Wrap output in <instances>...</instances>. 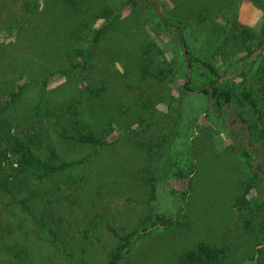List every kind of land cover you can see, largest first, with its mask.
Here are the masks:
<instances>
[{
  "label": "rangeland",
  "instance_id": "1",
  "mask_svg": "<svg viewBox=\"0 0 264 264\" xmlns=\"http://www.w3.org/2000/svg\"><path fill=\"white\" fill-rule=\"evenodd\" d=\"M104 1L120 9L122 17L92 45L87 31L90 25L100 27L102 18L88 27L78 20L82 31L77 32L60 0H0V105L16 86L31 81L6 117H0V140L5 127L77 162L42 180L18 174L9 191L0 186V264H107L121 235L145 223L151 226L158 215L174 218V225L151 227L138 236L121 264H182L180 256L199 242L226 244L233 259L255 257L256 264H264V245H254L235 207L243 195L249 209L264 218V176L254 170L262 150L243 143L244 126L227 123L228 113L230 121L241 116L248 127L246 141L252 131V139L264 146V61L255 58L260 66L250 69L254 56L245 51L229 55L230 48L217 56L227 71L223 82L234 88L237 101L211 113L214 106L199 89L204 83L199 68L191 70L192 90L184 88L190 71L184 46L162 20L181 25L193 55L207 58L214 39L205 32L214 24L236 19L264 40V3L158 0V11L157 4L137 0L146 7L142 11L131 0ZM76 34L83 38L77 40ZM149 43L160 50L150 52L156 61L174 69L175 82H161L159 87L171 88V97L155 98L144 109L139 100L158 87L156 80L142 83L137 73ZM76 47L91 48V57L71 80L60 71L67 69ZM258 57L263 59L264 51ZM102 86L107 88L102 98L92 99L88 91ZM71 96L81 102L85 124L101 129L113 121L107 145L77 146L62 137L68 124L59 106L67 108ZM191 151L196 170L189 189L188 179L176 173L189 162ZM9 157L15 162V156ZM258 164L264 173V153ZM15 251L21 258L14 257Z\"/></svg>",
  "mask_w": 264,
  "mask_h": 264
},
{
  "label": "trees",
  "instance_id": "2",
  "mask_svg": "<svg viewBox=\"0 0 264 264\" xmlns=\"http://www.w3.org/2000/svg\"><path fill=\"white\" fill-rule=\"evenodd\" d=\"M60 1L65 7L69 9L70 15H72L73 24L75 25L74 29L76 28L77 32L82 31L78 26V20H81L82 25L85 27H88V23H91L96 19L102 18L104 20L102 25L98 28H93L92 25L89 26V31H87V33L90 37V42L92 45L98 43L111 27H115L117 25L122 17L120 9H115L111 7L109 3H105V1L103 3L102 0L101 2L98 0L96 2L93 0ZM145 1H147L146 3H152L155 5L157 4V1L155 0ZM131 2L138 10L143 11L146 9V7L139 6V2L137 0H131ZM255 2L257 4L259 2L264 3V0H255ZM202 18L203 15L201 14V23L204 22ZM162 20L167 27L178 32L179 39L184 46V49L186 48V52L184 51V56L186 57L187 61L186 66H188V68L191 70L199 68L198 71L200 79H204V83L199 86L200 91L206 94L209 99L210 92L213 93L214 111L211 110L210 112H219L225 106L228 110L232 105H235L237 101L236 91L234 88L227 86L223 82L227 71H225L226 68H223L219 65L217 56H221L224 54V52H229L230 48L233 52L228 53L229 55H232L236 52L245 51L249 56H254V61L252 62V67L250 68L252 69L256 64L257 66L259 65L255 58L259 59V62L264 61V58L261 59L258 57L260 56V52L264 51L263 38L259 39L258 35L253 29H251L249 26L239 23L238 20H227L224 25L214 24L208 29L205 27L206 35L210 34L212 39H214V43L212 48L206 53L207 58L202 56L195 57L192 53L190 44L184 35L182 26H174V28L165 19ZM70 36L71 33L69 34V37ZM75 36H77V40L78 38H83L79 34H76ZM146 48L147 49L144 51V58L139 63L137 73L138 76H140L139 79L142 83H148L152 80L157 81V83L153 82L155 86H158L157 91L153 92V94L151 93L152 96H146L143 101L139 100L140 105L144 109H150L151 105L155 103V98L159 100H165L167 97H171V88H165L161 86L159 87V84H161V82L163 83V81H167V83L170 84V80H172V83H174L175 78L173 74L175 71L173 68L162 66V64L158 63L154 56L150 54L151 51L155 50L160 52L155 43H149ZM257 51L258 53L256 54ZM71 52L73 55L70 53L67 69L61 70L60 72H63L67 79L73 80L76 79L75 71L78 68H86L89 58L91 57V48L76 47L72 48ZM71 56H77V58L80 59H71ZM47 78L48 76L41 80L43 86L47 84ZM186 78H188V74L186 75ZM33 79L36 80L35 78ZM194 80L195 78L192 76L188 80L186 79L184 88L186 90H192V83ZM30 84L31 81L25 82L24 84H19L16 86L17 89L10 93L8 100H6L4 104L0 105L1 118L6 117V114L12 110L16 101L23 96L25 89ZM106 91L107 88L102 86L99 88H92L88 91V93L92 99L97 100L102 98ZM68 102L67 108L59 106L62 111L65 110V117L67 118L68 124L62 132V137L69 143L77 146L107 145V138L114 130L113 121H106L105 125H103L101 129L95 127V125H87L83 120L84 112L80 109L81 102L79 99L71 96ZM46 103L51 104L50 101H47ZM41 107V104H38L36 109L40 110ZM45 108L46 114L49 115L51 113L49 105ZM102 118L106 119V117ZM2 121L6 122L4 119ZM236 121H243L246 123L244 118L241 116H238L236 119H232L231 123L233 124ZM3 129L5 135H2V140H0V168L2 169L0 171V186L4 187L8 191L11 188V184L14 182V178H16L18 174H24L26 177H33L42 180L63 172H67L73 167V165L77 163L75 161L62 158L54 146H48L46 149H41L39 145H37L33 140H23L16 135L11 134V129H6L5 127H3ZM250 134L251 136L248 137L247 141L252 144L258 142L252 139V131ZM9 154L15 156V162H9ZM246 154L248 155V153ZM194 157L195 155L193 151H191L188 158L189 162L185 165V167L179 165V171L176 173L177 178L188 179L189 189L192 186V180L196 170ZM5 162L9 165V168H6V166L3 165ZM80 162L82 163L84 160H81ZM14 163L17 165H14ZM256 168L257 169H254L256 175L260 177L261 175L263 176V174L260 172V170L262 171L261 165L258 164ZM245 200L246 199L243 195L236 198L235 207L238 209L240 214H242V216L244 215L245 226L250 237L252 238L254 245L263 246L264 218H258V214H256L253 209H249V206H247ZM157 218L158 220L153 221L151 226L145 223L141 228L133 230L125 235H121L119 237V243L109 253L107 264H121L126 254L131 250L135 239L138 236H143L149 233L151 227L169 226L174 225L175 223L174 218L171 219L161 215H158ZM230 251L231 248L226 244L217 245L207 242H199L197 243L196 247L182 254L180 256V260L182 264H256L257 262L255 257H250L247 259V261L233 259L232 255H230ZM258 252L261 256L262 249L259 248ZM20 253L21 252L15 251L14 257L21 258L19 255ZM79 264L89 263L82 261Z\"/></svg>",
  "mask_w": 264,
  "mask_h": 264
},
{
  "label": "water",
  "instance_id": "3",
  "mask_svg": "<svg viewBox=\"0 0 264 264\" xmlns=\"http://www.w3.org/2000/svg\"><path fill=\"white\" fill-rule=\"evenodd\" d=\"M157 1V5L159 7V1L158 0H155ZM184 51L186 52V48L184 49ZM191 77V69L189 71V75H188V78L187 80ZM210 105H211V108L213 109V93L210 92ZM227 123L231 126V127H238V126H244L245 127V133H244V136H243V143L245 145H247L248 147L250 148H255L257 146H260L261 147V150L262 152L260 153V156H259V159L256 161V163L254 164V168H256V165L261 161L262 157H263V153H264V146L262 144H259V143H255V144H248L247 141H246V136H247V133H248V127L247 125L243 122V121H238V122H235V123H231L230 121V115L228 113V116H227ZM263 176H264V173L262 171H260Z\"/></svg>",
  "mask_w": 264,
  "mask_h": 264
}]
</instances>
